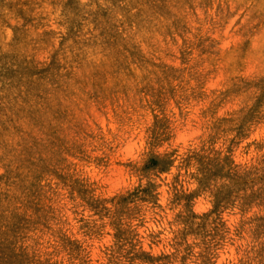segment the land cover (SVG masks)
<instances>
[{"label": "rangeland", "instance_id": "1", "mask_svg": "<svg viewBox=\"0 0 264 264\" xmlns=\"http://www.w3.org/2000/svg\"><path fill=\"white\" fill-rule=\"evenodd\" d=\"M49 3L59 8L63 19L54 23L65 31L60 38L51 27L40 32L31 41V60L0 55V112L21 105L39 150L75 161L85 127L103 128L117 110L147 105L180 142L166 154L165 171H177L161 207L159 194L153 195L160 185L144 196L137 190L109 198L70 165L51 159L35 168L26 164L31 179L18 185L17 203L0 192V264H174L167 251L159 258L133 251L140 231L125 220L134 217H141L138 229H155L145 237L149 247L167 243L182 264H264V75L220 55L205 28L213 7L221 10L216 0ZM27 4L11 5L15 16L25 26L35 21L42 27L46 18L26 16ZM53 42L61 49L54 67L30 80L28 72L47 62ZM61 60L62 68L77 70L75 80L57 71ZM81 68L87 69L84 79ZM17 87L24 91L21 100L13 95ZM9 180L0 177V184ZM112 184H120L118 176Z\"/></svg>", "mask_w": 264, "mask_h": 264}, {"label": "clouds", "instance_id": "2", "mask_svg": "<svg viewBox=\"0 0 264 264\" xmlns=\"http://www.w3.org/2000/svg\"><path fill=\"white\" fill-rule=\"evenodd\" d=\"M80 2L83 4L85 0ZM22 3L23 0H20V3H17V0H0V55H6L10 61L24 56H28L31 60L32 55L35 54L31 41L45 28H54L58 38L65 31L64 27L54 23L62 20L63 17L59 8L54 9L50 6L49 0H28L24 9L25 15L45 17L46 22L42 27L36 25L35 21L31 26H25L24 22L15 16V9L11 8L13 4L20 7ZM216 3L220 5L221 10L216 13L213 7L212 12L208 13L210 21L205 28L210 30L208 34L217 42L216 48L220 55L229 62L236 59L241 69L252 67L264 75V0H216ZM28 8H34V11L29 12ZM25 32L27 33L25 39H17V36ZM60 53L61 49L53 42L49 52L45 53L47 62L36 65L33 71L28 72L29 79L39 81L44 73L54 67L53 62ZM36 59L39 60V56ZM67 61L71 63V56H67ZM63 64L64 61L61 60L55 65L57 71L67 73V76H72L75 80L76 77L72 74L77 70L62 68ZM11 66L15 67V64ZM77 74L84 79L87 69L81 68ZM73 91L77 95L81 94L76 89ZM13 95L17 100H21L24 98V91L17 87ZM125 108L123 114L117 110V115L107 118L103 128L85 127V131L76 140L82 151L77 154L75 161L62 152L46 153L39 150L36 146L37 134L32 130L31 125L24 127L26 121L22 115L21 105L17 104L0 112V177L5 179L11 177L7 184H0V192L7 193L9 201L15 205L17 203L15 198L19 196L16 190L18 185L24 182L26 176L31 179L29 175L31 170L25 165L30 163L35 168L43 163L44 159H51L56 163L70 165L79 174L94 179L95 187L107 193L109 198L129 195L137 190V197L144 196L145 189L151 190L152 187L160 185L155 188L153 195L159 194L157 203L164 207L167 199L172 195L169 182L177 171L174 166L169 171H165L169 167L167 163L169 157L166 154L171 153L180 142L170 135L167 128L161 127L154 121L153 116L156 120L160 119L159 112L147 111L145 110L147 105L139 107L135 103ZM117 176L120 184L114 188L112 179ZM161 181L168 184L167 190ZM166 191L167 196H165ZM133 204L140 206L138 199H134ZM107 207L110 208L111 204ZM195 211L199 213L201 209ZM165 212H167L166 208ZM140 218L125 220L133 229L140 231V236L133 241L136 244L133 251L148 252L153 258H159L164 251H167L173 257L174 264H182L174 250L167 247V243L164 248L149 247V241L145 237L148 231L155 229H152L150 224L146 225L147 230L138 229L137 222ZM167 218L171 219V216ZM162 239L167 242L170 239L169 234L165 233ZM137 240L141 242L136 243ZM105 243L110 244V241ZM127 248L128 245H125V250ZM132 264H141V260L133 261ZM151 264H158V259L152 260Z\"/></svg>", "mask_w": 264, "mask_h": 264}]
</instances>
